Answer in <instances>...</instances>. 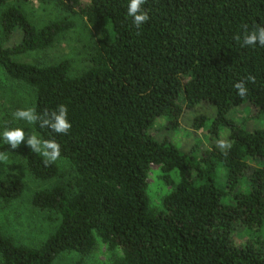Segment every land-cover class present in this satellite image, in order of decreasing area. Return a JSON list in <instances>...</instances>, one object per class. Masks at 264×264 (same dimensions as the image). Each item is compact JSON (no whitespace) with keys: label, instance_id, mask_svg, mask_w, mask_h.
Listing matches in <instances>:
<instances>
[{"label":"trees","instance_id":"trees-1","mask_svg":"<svg viewBox=\"0 0 264 264\" xmlns=\"http://www.w3.org/2000/svg\"><path fill=\"white\" fill-rule=\"evenodd\" d=\"M60 2L96 34L91 65L75 77L67 61L15 60L50 48L73 23L39 30L0 0V69L32 90L37 114L64 104L71 123L66 134L33 125L60 145L55 162L24 144H1L0 153L21 158L38 181L58 176V160L75 172L74 191L56 186L32 199L35 209L58 217L56 231L38 247L0 234L1 264H54L64 253L87 256L98 242L121 251L113 264H264V167L249 165L264 161V128L247 131L228 118L246 105L264 114V46L243 45L249 30L264 26V0H146L149 19L139 28L127 15L128 0ZM16 30L21 40L5 47ZM239 81L248 89L244 97L233 86ZM203 103L215 109L209 133L217 138L221 128L228 130L230 148L192 150L196 155L152 135L159 120L175 130L187 110ZM204 123L199 118L193 125ZM152 166L172 188L159 211L148 197ZM219 169L225 188L217 184ZM173 171L177 184L169 178ZM244 177L249 191L238 192ZM23 192L19 179L0 178V204L11 205ZM228 195L234 203L224 202Z\"/></svg>","mask_w":264,"mask_h":264},{"label":"rangeland","instance_id":"rangeland-1","mask_svg":"<svg viewBox=\"0 0 264 264\" xmlns=\"http://www.w3.org/2000/svg\"><path fill=\"white\" fill-rule=\"evenodd\" d=\"M8 6L19 8L28 21L39 30L54 22L73 23L70 30L57 36L50 48L17 57L15 58L17 62L49 66L67 61L71 67L70 74L74 77L90 67L96 45V34L88 26L85 18L75 12L66 11L61 6L60 0H8ZM15 34L14 40L4 43L5 47H10L21 40V32L16 30ZM33 99L32 90L10 80L0 69V132L8 128L22 127L26 134L35 133L33 125H28L24 121H16L12 116L17 109L32 107ZM214 117V107L203 103L192 110H187L180 118L177 129L169 130L166 122L159 120L153 126L151 133L159 141L167 138L173 146L184 153L191 151L190 153L194 154L192 150H195L197 154H200L213 148L223 150L218 146L217 141L220 139L229 141V131L221 128L218 137H212L209 130L210 122ZM199 118H205L206 123L201 129H196L193 124ZM228 118L234 122L243 123L247 131L264 128V114L256 115L250 105L232 110ZM1 144L7 143L0 139ZM21 144L26 145L25 142ZM57 164L58 176L50 181L42 182L32 178L21 158L7 156L6 160L0 161V178L19 179L24 185V192L20 199L8 206L0 204V234L12 238L16 245L38 247L56 231L59 225L58 217L35 209L32 206V199L36 193L56 186H63L68 192L75 190V172L70 164L64 160H58ZM249 165L251 169H257L264 167V161L250 160ZM223 171L219 169L217 172V184L221 188H225ZM176 172L169 173V178L174 184L179 182ZM162 173L160 167L152 166L148 174V197L154 211L161 209L163 199L172 190L171 186L165 184ZM237 191H249L246 177L242 179ZM224 202L234 203L233 196L228 195ZM261 235L264 238V224ZM244 237L242 233L240 240ZM246 237L251 236L248 233ZM121 256L120 250H111L105 244L98 242L91 254L82 256L75 252L64 253L55 260L54 264H113L114 259Z\"/></svg>","mask_w":264,"mask_h":264},{"label":"clouds","instance_id":"clouds-1","mask_svg":"<svg viewBox=\"0 0 264 264\" xmlns=\"http://www.w3.org/2000/svg\"><path fill=\"white\" fill-rule=\"evenodd\" d=\"M146 0H128L127 15L132 17V23L137 28L146 23L149 19L148 13L142 7ZM259 44L264 46V26H255L247 32L243 38V45L254 46ZM234 88L237 95L244 97L248 91L243 81L236 82ZM16 121H24L28 125L39 123L40 128H48L56 134H66L71 128L68 120V108L66 105H59L56 110L46 112L42 116L37 114L34 107L17 109L12 113ZM0 139L6 142L11 149H16L22 142L30 147L31 151L38 153L47 162H55L61 156L60 145L53 139H43L38 133L26 134L22 127L8 128L0 132ZM221 149L231 147V143L226 139L217 141ZM7 159L4 153H0V161Z\"/></svg>","mask_w":264,"mask_h":264}]
</instances>
